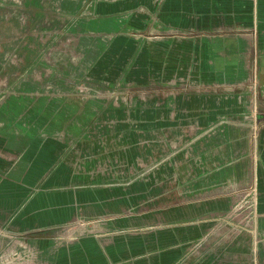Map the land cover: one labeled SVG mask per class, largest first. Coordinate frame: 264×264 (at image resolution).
I'll return each instance as SVG.
<instances>
[{"label":"crops","instance_id":"0c3cea01","mask_svg":"<svg viewBox=\"0 0 264 264\" xmlns=\"http://www.w3.org/2000/svg\"><path fill=\"white\" fill-rule=\"evenodd\" d=\"M159 2L152 6L159 27L171 29L169 42L159 46L176 62L192 61L198 69L188 81L206 89L176 92L167 109L139 114L129 125L156 130L167 115L166 128L176 146L193 140L195 145H185L177 155L189 156L177 158L183 163L179 169L170 164L174 157L159 166L164 177L185 181L158 191L144 182L118 183L126 178L124 166L138 155L136 138L99 150L89 146L93 156L83 161L77 148L55 138L28 142L16 161L0 157V226L41 250L37 264H264V75L259 88L249 86L251 68L264 67V0ZM99 4L100 14L121 10L93 22L97 26L92 28L105 32L126 34L138 28L132 25L136 17L149 18L151 12L150 7L139 9L141 0ZM196 34L204 40H192ZM230 70L243 78H227ZM206 131L216 134L203 141ZM166 147V141H155L141 150L156 154ZM246 192L242 219L233 221V206ZM248 209L250 225L243 219ZM105 211L117 213L103 222L105 234L52 246L47 229L77 214ZM103 235L110 242L103 244ZM197 239L200 248L189 250Z\"/></svg>","mask_w":264,"mask_h":264},{"label":"rangeland","instance_id":"374dc122","mask_svg":"<svg viewBox=\"0 0 264 264\" xmlns=\"http://www.w3.org/2000/svg\"><path fill=\"white\" fill-rule=\"evenodd\" d=\"M101 1L115 0H0V157L16 161L28 142L55 138L77 148L83 161L93 156L89 146L99 150L128 144L136 138L140 150L124 166L126 178L118 183L144 182L155 191L166 189L185 180L164 177L167 174L160 172L159 166L174 157L170 164L179 169L183 163L177 158L189 157L185 153L177 157L181 148L195 142L187 140L176 146L166 128L167 115L161 117L162 127L156 130L132 128L129 123H136L139 114L154 108L167 109L170 95L176 92L206 88L203 83L188 81L193 70L198 69L192 61L176 62L168 49L159 46L171 37L167 34L171 29L159 27V15L152 11L154 2L159 6L160 0H141L139 9L150 7V19L136 17L132 25L138 28L126 34L118 29L105 32L92 28L97 26L94 21L108 14L98 12ZM116 11L105 17L111 19L121 10ZM203 38L196 34L192 40L199 43ZM251 72L254 81L249 86L259 88L264 67H252ZM238 73L230 70L226 76L243 78ZM201 133L203 141L216 134ZM155 141H166L169 149L144 154L143 146ZM154 182L158 184L153 186ZM231 216L237 222L242 219V212L234 211ZM116 217L117 213L109 211L77 214L47 229V233L54 248L67 246L94 236L90 234H105L108 228L103 222ZM79 219H99L102 223L92 226L90 234L82 232L81 227L70 232ZM106 237H99L103 244L110 242ZM199 242L200 239L190 242L188 247L193 249L189 250H198ZM40 258L41 250L26 237L0 226V264H37Z\"/></svg>","mask_w":264,"mask_h":264},{"label":"built area","instance_id":"2783aa9c","mask_svg":"<svg viewBox=\"0 0 264 264\" xmlns=\"http://www.w3.org/2000/svg\"><path fill=\"white\" fill-rule=\"evenodd\" d=\"M249 194V192H246L244 194V196H241L237 202L234 204L233 206V210L234 211H238L241 209V207L245 204H247L248 199L246 198V196ZM247 207V206H246ZM249 208V207H248ZM252 211L250 209L246 210L245 215L243 216V219L246 220V225H250L251 222V217H252ZM102 222V221H101ZM99 219H93V220H81L79 219L76 223H74V227L70 230V232H74L77 228L81 227L82 228V232H85L86 234H90L93 231V227L95 226V224H100L101 223ZM94 223V224H93ZM251 228V227H250ZM101 233H95V234H90V235H94L97 236ZM255 243V242H254Z\"/></svg>","mask_w":264,"mask_h":264},{"label":"water","instance_id":"95a60500","mask_svg":"<svg viewBox=\"0 0 264 264\" xmlns=\"http://www.w3.org/2000/svg\"><path fill=\"white\" fill-rule=\"evenodd\" d=\"M260 106H261L260 102H259V101H258V102H256V110H257V111H259V110H260Z\"/></svg>","mask_w":264,"mask_h":264}]
</instances>
